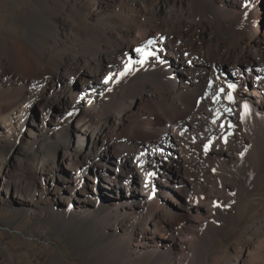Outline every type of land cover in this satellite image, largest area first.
Here are the masks:
<instances>
[{"label":"bare ground","instance_id":"obj_1","mask_svg":"<svg viewBox=\"0 0 264 264\" xmlns=\"http://www.w3.org/2000/svg\"><path fill=\"white\" fill-rule=\"evenodd\" d=\"M18 1L0 0L14 27L0 34V142L30 110L52 111L43 132L62 159L34 161L29 186L5 196L24 200L37 183L54 196L42 216L88 264H123L137 249L136 264L174 253L204 264L220 238L264 222L255 0ZM241 254L264 264V236Z\"/></svg>","mask_w":264,"mask_h":264},{"label":"rangeland","instance_id":"obj_2","mask_svg":"<svg viewBox=\"0 0 264 264\" xmlns=\"http://www.w3.org/2000/svg\"><path fill=\"white\" fill-rule=\"evenodd\" d=\"M5 1L11 2L12 0ZM26 1L31 2V0ZM4 9V6H0V34L2 38L4 36L5 39H10L13 38L14 27L9 22L10 15L5 14ZM247 12V16L252 15L249 18L257 27L259 38L264 41V0H255ZM261 19H263V27L258 22ZM262 47L260 51L264 54V45ZM218 72L222 74L221 70ZM52 113L50 111L42 120L38 108L35 111L30 110L24 121L14 124L7 139L0 142V264H88L74 252L68 240L54 231L53 226L47 223V218L42 216L46 214L54 196L48 197L38 183L30 187L31 189L25 190L26 198L20 200L24 205H20V201L13 194L6 196L4 194V189L8 184L29 186L31 181L29 168L34 161L44 166H49L51 158L56 163L61 161L62 151L52 154L48 150L47 135L43 132L47 130L45 126L47 118ZM15 157L19 159L18 163L14 160ZM83 181L80 179L79 185H84ZM213 191L210 187L208 192L212 194ZM122 192L126 196V191ZM92 196L96 199L95 204L105 201V192L102 190H95ZM151 196L154 195L151 193ZM70 206L79 207L74 201L68 205ZM129 220L130 218L127 224ZM19 227H23L22 233L19 232ZM251 229L246 228L238 235V238L235 237L237 239L233 238L228 242L226 238H220L218 247L210 251L204 264H240L239 253L241 252L242 256L247 248L255 244L256 239L264 236V222H260L255 229ZM77 244L83 245L80 240ZM136 251L132 250L131 256L123 264H136L135 260L144 255L143 250L137 249ZM36 254L42 257L41 261L36 260ZM178 257L179 261H177ZM190 263L189 254L180 257L174 253L161 264Z\"/></svg>","mask_w":264,"mask_h":264},{"label":"snow or ice","instance_id":"obj_3","mask_svg":"<svg viewBox=\"0 0 264 264\" xmlns=\"http://www.w3.org/2000/svg\"><path fill=\"white\" fill-rule=\"evenodd\" d=\"M153 43V41H148V44L149 45H151ZM135 51L137 52V54H140L141 56H143V57H147L148 55H151V53H149V52H147L145 49H142V48H137V49H135ZM126 70H127V67H126ZM121 75H123L124 73L122 72V73H120ZM106 83H107V80L105 81ZM235 87V85H229V88H234ZM221 93H223L224 92V89L223 88H221L220 90H219ZM227 99L228 100H232V96H231V94H228V96H227Z\"/></svg>","mask_w":264,"mask_h":264},{"label":"water","instance_id":"obj_4","mask_svg":"<svg viewBox=\"0 0 264 264\" xmlns=\"http://www.w3.org/2000/svg\"><path fill=\"white\" fill-rule=\"evenodd\" d=\"M259 25H261L263 27V19H261V21H258Z\"/></svg>","mask_w":264,"mask_h":264}]
</instances>
